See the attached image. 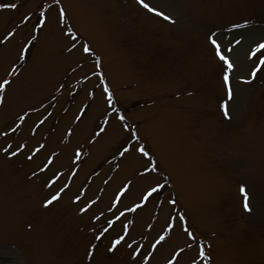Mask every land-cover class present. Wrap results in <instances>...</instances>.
Masks as SVG:
<instances>
[{"label": "rangeland", "instance_id": "1", "mask_svg": "<svg viewBox=\"0 0 264 264\" xmlns=\"http://www.w3.org/2000/svg\"><path fill=\"white\" fill-rule=\"evenodd\" d=\"M12 3L0 8V264H166L176 249L190 264L186 229L205 246L197 264H264V65L246 81L232 72L225 116L209 40L226 55L241 40L230 58L248 72L264 56L245 54L264 39V0H160L171 21L138 0H0Z\"/></svg>", "mask_w": 264, "mask_h": 264}, {"label": "snow or ice", "instance_id": "2", "mask_svg": "<svg viewBox=\"0 0 264 264\" xmlns=\"http://www.w3.org/2000/svg\"><path fill=\"white\" fill-rule=\"evenodd\" d=\"M55 2L58 4L59 0H55ZM138 3L147 11H149L150 13H154L159 17H162L165 20H173V17L171 14L168 13V10L166 8V6L162 3H160V0H148V2H146V0H138ZM4 7H11V8H16L17 5L15 3H12L11 5H5V4H0V8H4ZM59 13L61 16H63L65 14L64 9L61 8L59 9ZM24 19H28L27 16L24 17ZM43 23V21H42ZM245 23H247V21H245ZM233 27H237L236 25H233ZM69 33H72V29H68ZM9 36L12 35L11 32H9L8 34ZM241 39L243 40H248V37H241ZM209 40L211 42V44L214 46V50H215V55H217L220 60L226 65V70L223 72V80L227 86V95H228V100L222 101L221 103V107L224 111V115L225 116H229V102L231 101V99L233 98L234 95V91H233V85H232V81H231V75L232 72L235 70L236 71V79L240 80V81H246V80H250L252 78H254L256 76L257 71L260 70V66L264 65V56H258L257 60L253 62V66L250 67V70L248 72H242L239 71V69L243 66L241 61L238 60H234L232 58H230V56L233 55V45H239L241 43V40H237L234 39L232 41H227L225 43V47L227 49V52L229 54H225L223 51H221V37L218 34H211L209 36ZM73 47H75V45H73ZM85 51H91V49L88 46H85ZM261 50H264V39H260L258 42H253V46L250 47L247 51H246V55H251V56H256L258 52H260ZM11 83V81L9 79H4L2 81H0V90H3L6 86H9ZM109 96H111V93H109ZM0 103H3V96H0ZM42 147V146H41ZM7 151V150H5ZM17 152L20 151V147H17L16 149ZM77 154L80 152V149L76 150ZM139 152L142 153L143 155L147 156L150 155V153L146 150L144 145H141L139 147ZM12 155H15V153H10ZM51 162V158L49 159V163ZM49 166V164H45L44 167L47 168ZM153 171H155V165L152 168ZM147 171V169H146ZM55 178V177H54ZM65 187H67V185H65ZM163 187V185L157 183L154 187L150 186L146 192L143 194V196L141 197V203H146L147 199L153 194V193H158V190L161 189ZM63 191V189H61L60 191H57L54 195L51 196L50 199H46L44 201L45 204H50L53 201L57 200L60 195L61 192ZM240 192L243 194V207L245 210L247 211H251L250 208V204H249V192L246 189L245 185H241L240 186ZM77 200L80 199L79 196L76 197ZM139 207V205H133V209ZM84 208H81L80 211H84ZM169 227L171 228L172 225L170 224ZM186 236L191 238V243H187L185 244V248L190 249L192 247L193 244H195L197 246V251H196V255L193 256V258L191 259L190 264H197V259L196 256L199 257H204L206 255L205 253V246L201 243V241L199 240L197 234L194 231L191 230H187L186 229ZM124 237H118L117 240L115 241V244H119L121 240H123ZM166 239L165 235H160L159 238L156 241V244L159 245L160 243L164 242ZM185 249H176L174 250V253L172 254L171 258L168 259L166 261V264H178V256L176 255V252L179 253H183Z\"/></svg>", "mask_w": 264, "mask_h": 264}]
</instances>
